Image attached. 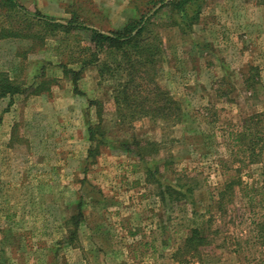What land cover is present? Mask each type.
<instances>
[{
	"label": "rangeland",
	"instance_id": "374dc122",
	"mask_svg": "<svg viewBox=\"0 0 264 264\" xmlns=\"http://www.w3.org/2000/svg\"><path fill=\"white\" fill-rule=\"evenodd\" d=\"M38 1L19 0L32 12ZM58 1L108 30L127 5L135 13L136 0ZM55 7L47 15L70 17ZM168 12L155 16L164 52L156 81L181 106L176 123H120L114 79H100L97 66L87 67L80 87L105 101L100 114L87 100L65 107L69 79L57 78V66H79L88 31L50 34L33 24L28 31L45 37L34 51L31 39L0 40V69L26 87L0 101V264H264V0H203L187 33L169 25ZM4 15L0 7V24ZM41 74L62 92L29 98ZM91 122L100 126L94 137L112 144H94L98 153L88 157ZM252 142L259 161H249ZM233 177L242 183L219 208L217 190ZM202 224L211 241L184 249Z\"/></svg>",
	"mask_w": 264,
	"mask_h": 264
},
{
	"label": "trees",
	"instance_id": "16d2710c",
	"mask_svg": "<svg viewBox=\"0 0 264 264\" xmlns=\"http://www.w3.org/2000/svg\"><path fill=\"white\" fill-rule=\"evenodd\" d=\"M158 3L159 7L152 9ZM148 4L151 7L146 9L145 7ZM132 5L135 13H132V16L121 27L103 30L88 25L84 20H81L78 11L74 9L72 4L65 7V11L70 17L59 20L40 11L32 12L21 4L19 0H0V7L6 11V15L3 17L4 22L0 24V39H31L32 47L29 50L34 51V43H43L45 37L37 31L34 33L28 31L29 29L31 30L33 24H39L41 28L45 26L50 34L58 29L69 33H75L77 30L88 31V40L79 47L81 48L79 53L85 56L76 59L79 62V66L75 68L70 67L68 62L58 63L63 75L74 84V89L78 90L76 83L84 70L90 66H97L100 79L104 73L114 79L111 98L114 105L115 118L120 123L146 116L150 118L159 117L164 121L176 123L181 119V106L156 81L159 64L163 59L164 52L162 50L163 40L159 32L161 24L155 21V16L159 10L168 7L169 25L177 26L182 33L191 32L193 24L199 19L203 0H136L134 3L132 2ZM150 8L152 11H150ZM17 18L19 20H16ZM72 46L71 42L67 45L68 49ZM101 60L103 61L102 66L99 65ZM43 76L44 74L35 77L34 81L38 84L26 94L37 95L50 91V86L54 79H47ZM37 79L40 80L36 81ZM25 92L26 87L23 83L16 82L9 76L7 71L0 69V99ZM104 102L101 99L90 98L88 100L90 105L95 106L96 114H100ZM250 118L253 119L254 116ZM99 121L101 122V119ZM98 127H100L99 124L92 122L86 127L87 138L90 141V145L87 148L88 157L98 153L97 145L94 147V144H105L107 142L112 144L107 139L94 137V129ZM97 131L100 134L104 133L103 130ZM240 134L244 138V133ZM147 143L156 144L154 141ZM135 144H140V141L136 140ZM118 145L122 149H130V144L119 142ZM248 146L250 151H252L249 161L261 160L259 158L260 153L256 152L253 142L248 144ZM237 178H231L222 187L218 188L217 192L220 195L218 199L219 208L223 206L224 198L227 195L232 197L234 186L242 183ZM165 188L171 189L175 193H180V191L170 187V185H166ZM77 215L79 214L72 215L70 219L76 220ZM200 226L192 229L185 238L184 249H196L198 246H204L211 241L212 236L207 233L208 225L202 224ZM67 230L68 240L70 239L71 241L76 233L69 227Z\"/></svg>",
	"mask_w": 264,
	"mask_h": 264
},
{
	"label": "crops",
	"instance_id": "0c3cea01",
	"mask_svg": "<svg viewBox=\"0 0 264 264\" xmlns=\"http://www.w3.org/2000/svg\"><path fill=\"white\" fill-rule=\"evenodd\" d=\"M28 1H32V0H28ZM33 1H35V0H33ZM38 3H39V1H38ZM51 3H53L54 5H56V7H55L56 10L55 11L58 10V12H59V14H60L61 17L65 18V16L68 15V13L65 11V7H66L67 4L64 3L62 5L60 1H58V3H59V4L57 3L58 5L56 3H54V2H52V0H44L43 2L41 1L39 3V5L41 7H38V9L39 10H42L44 12L50 11L51 10ZM123 13H124V18L122 17L120 20H118V18H117V20L113 22V26L114 27L110 26L109 29L121 27L128 20V18L132 16V11H131V9H130V7L128 5H127V8L125 9V11ZM44 14H47V12L44 13ZM91 26L97 27L95 25H91ZM59 69H60V73L61 74L58 75L57 78L63 76V73H62L61 68H59ZM86 72H87V68L84 70L82 76L77 80V83H76L77 84V89H78L77 91L74 89V84L70 80L67 81V84L63 85L64 88H67V89H65V91H63L65 93L66 98H67V99H65V101L67 102V104L65 105V107H68V106L75 107V105L77 103L81 102L82 100L83 101H86L87 100V103H88V99H90L89 98V95L86 94V92H84V89H81V87H80L81 80L82 79H85V77H87ZM55 81L57 83V81H59V80H56L55 79ZM59 86H53L52 85V86H50V91L49 92H45V93H41V94H37V95H31L29 98H33V97L35 98V96H36V97H41L43 99V98L47 97V95H49L51 93L52 94L53 93L54 94L60 93V92H62V86H60L61 89H59ZM5 98L6 97L1 98L0 101L1 100H4ZM8 98H10V97H8ZM27 98L28 97H26V99ZM77 101H79V102H77Z\"/></svg>",
	"mask_w": 264,
	"mask_h": 264
}]
</instances>
